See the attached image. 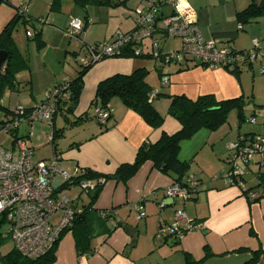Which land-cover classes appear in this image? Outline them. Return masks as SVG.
<instances>
[{
  "label": "crops",
  "instance_id": "0c3cea01",
  "mask_svg": "<svg viewBox=\"0 0 264 264\" xmlns=\"http://www.w3.org/2000/svg\"><path fill=\"white\" fill-rule=\"evenodd\" d=\"M25 1L27 0H7L6 3L0 4V33L15 17L16 9L24 6ZM250 1L186 0L195 12L203 38L237 51L251 48L252 39H258L260 45L264 47L259 33L257 36L254 30L249 33V45L242 46L240 43L239 31H244V27L241 30L237 29L235 15L246 8ZM253 1L258 3L260 0ZM52 2L53 0H34L29 9L25 8L28 19L34 21L33 31L40 33V43L36 42L35 49L27 47L28 56L16 45L26 61L27 68L23 69L26 72L22 70V73L18 72L15 75L13 88H8L11 91L28 89L30 101L25 103L24 108L35 106L44 99L50 89L72 80L79 69L78 64L76 63L77 67L74 64L76 55L82 51L83 54L85 53L82 44L91 45L90 35L85 33L90 24L89 7L93 4L77 8L73 0H58V6L51 7ZM225 4L227 8H223ZM36 6L41 7L38 12L35 10ZM107 6L118 8L126 7V4L124 0H112L109 5L97 7ZM61 8L67 9L66 18L61 21L63 28L56 29L51 23L57 22V19L49 12L51 10L59 12ZM215 8L218 9L214 10ZM36 18H43L45 23L35 22ZM71 19L80 20L83 28L75 39H69L63 33ZM131 24V27L124 32L134 29L132 18ZM18 27L20 26H17L15 31ZM12 36L14 42L18 41L17 36L15 37L14 34ZM96 43L100 42H94L92 45ZM37 44L40 46L38 47ZM33 50L36 51V64L32 59ZM47 61L53 65L57 64L55 67L59 69L48 71L45 66ZM253 65L247 68L252 70ZM130 66L132 65L101 61L95 63L86 72L83 77V90L73 113L67 114L74 120L75 129L80 131L76 140L72 142L71 151L64 152L62 156L63 152L55 146L56 140L54 143L50 141L53 144V155L59 158V169L62 164L68 165L62 158L65 157L74 162L73 176L85 168L101 174H113L119 164L133 161L141 144L154 143L162 133L171 135L180 128L177 121L167 114L169 101L166 98L161 102H157L156 99L152 101L156 111L163 117V124L157 129L151 128L139 114L126 108L119 99L116 101L114 98L108 104L109 122L99 125L96 121L88 120V112L85 114L87 109L92 107L94 113L97 110L96 107L90 106V103L94 99L98 82L117 73H128L126 71H129L127 69ZM169 66L171 67H163L161 70V73L167 77L169 85L166 89L157 90L159 94L184 95L191 100L203 95H213L217 101L242 97L241 72L235 76L221 68L208 69L195 66L182 67L183 69L179 70V66ZM35 67L39 71L44 68L47 72L44 80L39 81L35 75ZM132 67L140 68L139 65ZM57 114L53 120L54 128ZM61 114L65 113L61 112ZM82 114L84 117L78 119ZM260 115L264 117V111ZM249 134L264 135L253 132L242 135ZM242 135L237 134L236 138ZM248 170L249 164L246 165L244 174ZM191 174L187 171V175ZM239 181L242 186L238 184ZM172 182L171 177L154 168L151 162L144 163L125 183L107 181L93 207L99 210H112L113 216L106 222L107 228L111 230L110 233L94 238L91 241V253L85 255L77 253L71 232L64 233L55 248L54 260L50 264H184L185 255L190 257L193 264H245L256 251L263 253L259 255L255 264H264V198L253 202L244 194L243 176L234 183L220 179L211 181L199 179L197 194L186 201L171 202L165 199V191ZM52 185L63 195L64 191L74 186L65 184L59 176L52 179ZM81 194L85 195V200H82ZM164 200V207L159 208V202ZM70 201L75 207H81L88 204L89 196L80 188L76 199ZM134 206L141 207L144 213L142 219L137 218V212L133 210ZM177 209L182 210L188 219L199 224L202 229L187 232L179 239L163 237L162 240H158L156 238L158 229L173 221Z\"/></svg>",
  "mask_w": 264,
  "mask_h": 264
},
{
  "label": "built area",
  "instance_id": "2783aa9c",
  "mask_svg": "<svg viewBox=\"0 0 264 264\" xmlns=\"http://www.w3.org/2000/svg\"><path fill=\"white\" fill-rule=\"evenodd\" d=\"M25 8L22 6L20 12H25ZM132 20L134 29L131 31H116L109 41L93 45L82 44L85 53L76 55L78 65L87 67L128 52L133 57L150 58L155 69L160 72L164 66L171 64L233 71L264 60V47L258 39H252L251 48L244 51L205 40L198 27L195 12L186 0H144V5L133 11ZM237 28L241 29L240 26ZM81 31V21L71 19L63 33L67 38L75 39ZM25 34L28 38L32 36L30 32ZM168 38L179 39L180 49L163 53L160 41ZM160 80L161 87L169 85L165 75ZM67 87L64 83L50 89L44 99L31 108L0 111V136L10 135L12 139L9 147L5 148L0 144V224L8 226L1 238L9 240L13 248L28 259H37L51 251L71 224L78 209L52 185L55 176L61 177L64 183L70 180L59 169L58 156L46 161H33V148L25 140L31 137V131L18 136V129L20 123H25L28 127L34 123L45 124L50 128L48 139L51 141L54 116L58 105L68 98ZM156 93L157 91H153L152 95ZM108 116L105 110L95 112L99 125H105ZM249 123L253 124L254 120L250 119ZM237 140L228 145L230 156L227 161V177L231 183L243 176L246 165L254 156L264 157V135ZM238 184L242 186L240 181ZM79 186L85 193L92 192L95 188L91 181H85ZM198 186L196 175L185 176L180 183H171L165 191V199L171 202L186 201L195 195ZM164 202L165 200L159 202V208L164 207ZM133 210L137 212L138 219L144 217L141 207L134 206ZM200 229L202 227L199 224L192 222L182 210L177 209L173 221L160 227L156 238L179 239L187 232Z\"/></svg>",
  "mask_w": 264,
  "mask_h": 264
},
{
  "label": "trees",
  "instance_id": "16d2710c",
  "mask_svg": "<svg viewBox=\"0 0 264 264\" xmlns=\"http://www.w3.org/2000/svg\"><path fill=\"white\" fill-rule=\"evenodd\" d=\"M32 1L33 0H27L24 7H27ZM111 1L112 0H73V3L77 8H84L88 4L96 6L109 5ZM6 2L7 0H0V4ZM55 6H58V0H53L51 7ZM21 8L22 6L16 9L15 17L0 33V51H5L7 53L5 62L0 69V99L6 88H13L15 75L19 71L27 68L26 61L17 49L12 36L17 26H22L25 29V33L29 32V28L34 29V21L31 22L25 12H20ZM260 17H264V0H260L258 3L251 0L246 8L236 13L235 22L237 27L240 26L242 29L245 25L250 24ZM43 21V18L35 19V22L38 23H45ZM28 39L36 41L39 44L40 33L34 32ZM39 46L40 45H38V47ZM119 58L148 57H133L131 53L128 52ZM93 65L94 64H90L87 67L78 65L79 69L77 75L72 80L66 82L68 85V98L58 105L57 112H63L65 114L73 113L77 100L83 90V77ZM179 68V70L183 69L182 67ZM228 71L235 76H238L241 72L240 70ZM156 72L161 79L163 74L158 69H156ZM146 75L147 70L140 67L128 74L117 73L101 80L96 85L95 96L90 106L96 107L97 110L107 111L109 102L116 97L126 108L139 114L151 128L157 129L162 126L163 117L156 111L152 101L159 97H165L169 101L167 114L177 121L180 128L171 135L162 133L154 143L144 142L141 144L136 151L133 161L119 164L113 174H101L85 168L76 176L70 177V180L66 181L65 184L79 185L85 181H91L95 184V188L92 192H87L89 196L88 204L75 207L78 209V212L74 214L71 224L61 234L51 251L37 259H28L21 256L13 248L8 254L0 256L1 264H50L54 260L55 248L66 232H71L73 235L75 247L79 255L90 254L91 241L96 237L108 235L111 231L107 228L106 222L112 218V210H99L93 207L103 185L107 181L114 180L125 183L136 174L144 163L151 162L154 168L171 177L173 182L180 183L183 177L188 176L187 171L190 164L189 161H182L178 157L182 142L189 140L201 129L214 131L227 122V116L233 108L238 109L239 121H245L242 113V97L217 101L213 95L199 96L195 100H191L184 95H162L158 92L152 95L154 90L146 82ZM57 86L60 85H56L55 87ZM2 110L5 112L9 111L0 106V111ZM83 117L84 114L80 115L78 119H82ZM109 121L110 115L107 119V122ZM60 135V131L56 130L53 126V139L51 142L54 143L56 138ZM251 136L254 135H242L238 137V139L241 138L245 140ZM238 142H240V140ZM255 179L256 184L254 186L244 187V194L253 202H257L261 198H264V172H256ZM195 194H197V191ZM262 253V251L254 252L252 258L245 264H255L259 255ZM184 264H193V261L188 255L184 256Z\"/></svg>",
  "mask_w": 264,
  "mask_h": 264
},
{
  "label": "rangeland",
  "instance_id": "374dc122",
  "mask_svg": "<svg viewBox=\"0 0 264 264\" xmlns=\"http://www.w3.org/2000/svg\"><path fill=\"white\" fill-rule=\"evenodd\" d=\"M34 1V0H33ZM33 1L29 4L27 9L32 6ZM126 7L110 8L107 7H89V20L90 24L87 27L85 34L90 35L92 40L90 44L94 42H104L107 41L110 36L116 31L124 32L131 27V18L133 16V11L140 6L144 5V0H124ZM27 3L25 1L24 5ZM64 4V3H63ZM228 4V3H226ZM223 5V8H227V5ZM35 10L38 12L41 7L36 6ZM218 8H215L216 10ZM67 9L61 8L59 12L50 11L52 17H56L57 22H52L56 29H62L63 23L61 21L66 18ZM38 25V24H36ZM37 28V26L35 27ZM29 32L32 34L34 31L29 28ZM256 32V35L261 38L264 42V17H260L257 20L251 22L244 26V31H239V36L241 37V45L247 46L250 43L249 33ZM254 32V33H255ZM14 36L18 37L16 45L22 51V53H29V49H33L36 46V41H29L25 34V29L23 27H18V29L13 33ZM160 48L163 53H170L172 51L180 49V40L176 38L161 39ZM36 48V47H35ZM34 48V49H35ZM26 50L28 51L26 53ZM36 51H32V59L36 64ZM83 54V51L80 52ZM69 59V56H68ZM101 62V61H100ZM98 62V63H100ZM102 62L108 63H125L132 66L139 65V67H144L147 70L146 82L153 88L154 91L166 89L167 87H161V80L157 75L154 63L150 58H108L102 60ZM75 59V66L77 67ZM67 62L64 63L66 65ZM71 64V63H70ZM72 65V64H71ZM71 65H68L71 67ZM172 65V64H171ZM49 69L48 71L58 70L57 64H50L47 61L46 65ZM60 66V65H59ZM129 67L128 73L132 72L135 68ZM173 66V65H172ZM165 68L171 66H164ZM61 68V67H60ZM133 68V69H132ZM24 71V70H23ZM19 71L20 73L23 72ZM35 75L38 77L39 81L44 80L47 72L42 68L40 71L37 67L34 68ZM26 72V71H24ZM123 73V74H128ZM24 74V73H23ZM240 78L242 79V99L243 108L242 113L245 121L240 122L238 119V109L233 108L230 110L227 116V122L215 129L214 131H209L206 129L199 130L195 135H193L189 140L181 143V149L179 151V158L181 160L190 161L188 172L196 175L200 180L211 181L213 179H220L229 181L227 177L228 166L225 163L228 161L230 152L228 150L229 142H235L237 134L242 135L249 132L255 134H264V117L260 115L264 111V60L262 63H254L252 70L249 68H242ZM37 79V78H36ZM37 79V80H38ZM119 101L118 98H114ZM165 97L156 98L157 102ZM30 101L29 91L25 88H20L18 91H11L6 88L0 99V106L6 108L10 111L16 108H24L26 104ZM163 103V102H162ZM3 111V110H2ZM94 109L91 107L87 109L85 113L88 112V120L96 121ZM253 119L254 123H249V120ZM74 120L71 116L67 114H57L55 129L59 130L61 135L56 138L55 146L60 149L62 156L64 152L71 151L72 142L76 140L79 130H76V124H73ZM97 122V121H96ZM94 122V124L96 123ZM96 125V124H95ZM31 131V137L25 138L26 143L29 147L33 148V161L47 160L51 159L53 155L52 147L53 144L48 139V134L51 132L47 125L41 123H34L31 127H28L25 123H20L18 129V136H22L27 131ZM10 135H1L0 144L3 147H9L11 142ZM64 158V162L68 163L67 166L63 164L60 166L61 171L72 177L75 172L74 162ZM221 158V160H219ZM253 162L249 163V170L243 175V180L246 187H252L256 184V179L254 173L258 171L264 172V158L261 159L259 156H254ZM259 163V164H257ZM191 174V175H192ZM80 192V186L74 185L69 190L64 191V196L70 200H75L78 193ZM82 200H85V195L81 194ZM8 230V226L4 223L0 224V256L8 254L12 249L13 245L9 240L2 239L1 235L5 234ZM1 264V263H0Z\"/></svg>",
  "mask_w": 264,
  "mask_h": 264
},
{
  "label": "water",
  "instance_id": "95a60500",
  "mask_svg": "<svg viewBox=\"0 0 264 264\" xmlns=\"http://www.w3.org/2000/svg\"><path fill=\"white\" fill-rule=\"evenodd\" d=\"M7 57V53L5 51H0V69L2 68L3 63Z\"/></svg>",
  "mask_w": 264,
  "mask_h": 264
}]
</instances>
